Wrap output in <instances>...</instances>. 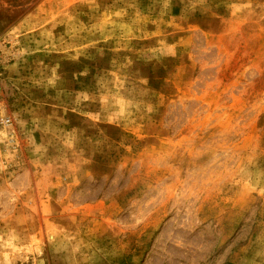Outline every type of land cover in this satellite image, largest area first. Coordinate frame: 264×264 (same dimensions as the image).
<instances>
[{
    "label": "rangeland",
    "instance_id": "1",
    "mask_svg": "<svg viewBox=\"0 0 264 264\" xmlns=\"http://www.w3.org/2000/svg\"><path fill=\"white\" fill-rule=\"evenodd\" d=\"M0 264H264V0H0Z\"/></svg>",
    "mask_w": 264,
    "mask_h": 264
}]
</instances>
